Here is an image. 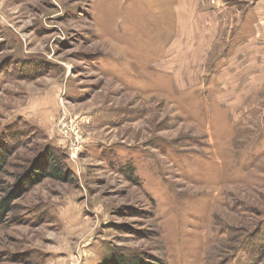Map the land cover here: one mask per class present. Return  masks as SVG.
Returning a JSON list of instances; mask_svg holds the SVG:
<instances>
[{
	"label": "rangeland",
	"instance_id": "1",
	"mask_svg": "<svg viewBox=\"0 0 264 264\" xmlns=\"http://www.w3.org/2000/svg\"><path fill=\"white\" fill-rule=\"evenodd\" d=\"M1 204L0 264H264V0H0Z\"/></svg>",
	"mask_w": 264,
	"mask_h": 264
},
{
	"label": "trees",
	"instance_id": "2",
	"mask_svg": "<svg viewBox=\"0 0 264 264\" xmlns=\"http://www.w3.org/2000/svg\"><path fill=\"white\" fill-rule=\"evenodd\" d=\"M46 167V165H43V167L41 166V168L40 169H43V168H45ZM49 168L47 167V169H45V172L44 171H42V173H39L38 171L36 172H31L29 175L28 174H26V175H22V177H21V181H29L30 183L27 185L28 186V188L29 187H31L32 185H34V184H36V183H38L41 179H42V177L43 176H47V175H49V176H51V172H49V173H46L47 172V170H48ZM45 174V175H44ZM42 176V177H41ZM25 185V184H24ZM5 212V210H4V206H3V204H1L0 205V218H1V216H2V214ZM123 262V261H122Z\"/></svg>",
	"mask_w": 264,
	"mask_h": 264
},
{
	"label": "crops",
	"instance_id": "3",
	"mask_svg": "<svg viewBox=\"0 0 264 264\" xmlns=\"http://www.w3.org/2000/svg\"><path fill=\"white\" fill-rule=\"evenodd\" d=\"M213 17V16H212ZM218 19H220V17L218 16Z\"/></svg>",
	"mask_w": 264,
	"mask_h": 264
}]
</instances>
